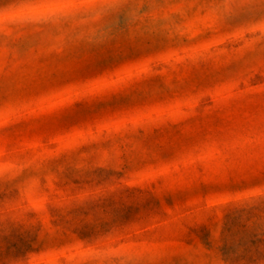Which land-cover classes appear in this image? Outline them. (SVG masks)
<instances>
[{
	"label": "rangeland",
	"instance_id": "obj_1",
	"mask_svg": "<svg viewBox=\"0 0 264 264\" xmlns=\"http://www.w3.org/2000/svg\"><path fill=\"white\" fill-rule=\"evenodd\" d=\"M0 264H264V0H0Z\"/></svg>",
	"mask_w": 264,
	"mask_h": 264
}]
</instances>
